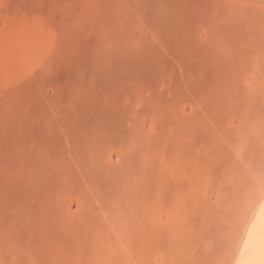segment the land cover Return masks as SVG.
Segmentation results:
<instances>
[{
    "label": "rangeland",
    "instance_id": "1",
    "mask_svg": "<svg viewBox=\"0 0 264 264\" xmlns=\"http://www.w3.org/2000/svg\"><path fill=\"white\" fill-rule=\"evenodd\" d=\"M23 25L0 264H264V0H0Z\"/></svg>",
    "mask_w": 264,
    "mask_h": 264
},
{
    "label": "crops",
    "instance_id": "2",
    "mask_svg": "<svg viewBox=\"0 0 264 264\" xmlns=\"http://www.w3.org/2000/svg\"><path fill=\"white\" fill-rule=\"evenodd\" d=\"M15 35H13L12 39L14 41V43L19 44L17 45V47L19 49H17V51H11L12 48L9 47V44L11 43H5L7 41L6 37H5V41L2 42V44L4 45H0V52L2 51L3 53H5V56H8L9 54H12L13 56H18L19 57V62L23 61V59H27V57H29L30 55H35L36 53L40 52L39 50L42 49V51H46L45 50V46H41V41L43 40V36L41 35V30L39 28H35V27H28L26 25H23L21 27L18 28V31H15ZM33 38H35V42H33ZM38 38V39H37ZM1 44V43H0ZM37 44L39 45L37 48ZM12 45V44H11ZM35 46V48H34ZM35 49L36 53L33 52V50ZM16 54V55H15ZM37 56V54H36ZM36 56H33V58H35ZM32 61V60H31Z\"/></svg>",
    "mask_w": 264,
    "mask_h": 264
}]
</instances>
